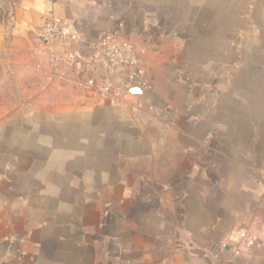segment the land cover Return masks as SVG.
I'll return each instance as SVG.
<instances>
[{
  "label": "crops",
  "instance_id": "0c3cea01",
  "mask_svg": "<svg viewBox=\"0 0 264 264\" xmlns=\"http://www.w3.org/2000/svg\"><path fill=\"white\" fill-rule=\"evenodd\" d=\"M0 1L20 33L52 14L80 58L111 32L141 62L114 103L48 82L0 130V264H264V0Z\"/></svg>",
  "mask_w": 264,
  "mask_h": 264
},
{
  "label": "rangeland",
  "instance_id": "374dc122",
  "mask_svg": "<svg viewBox=\"0 0 264 264\" xmlns=\"http://www.w3.org/2000/svg\"><path fill=\"white\" fill-rule=\"evenodd\" d=\"M48 82L70 84L52 76L39 39L20 33L9 17L8 4L0 1V130L17 127L22 116L45 107L47 103L38 100L51 97Z\"/></svg>",
  "mask_w": 264,
  "mask_h": 264
},
{
  "label": "built area",
  "instance_id": "2783aa9c",
  "mask_svg": "<svg viewBox=\"0 0 264 264\" xmlns=\"http://www.w3.org/2000/svg\"><path fill=\"white\" fill-rule=\"evenodd\" d=\"M68 39L53 15L45 16L39 41L46 51L52 76L116 102L114 78L124 70L134 75L140 69L141 62L135 48L110 32L91 45V58L84 60L66 48ZM241 238L247 247L254 245L253 239L245 233Z\"/></svg>",
  "mask_w": 264,
  "mask_h": 264
},
{
  "label": "water",
  "instance_id": "95a60500",
  "mask_svg": "<svg viewBox=\"0 0 264 264\" xmlns=\"http://www.w3.org/2000/svg\"><path fill=\"white\" fill-rule=\"evenodd\" d=\"M129 96H138L139 95V90L137 88H132L128 91Z\"/></svg>",
  "mask_w": 264,
  "mask_h": 264
}]
</instances>
